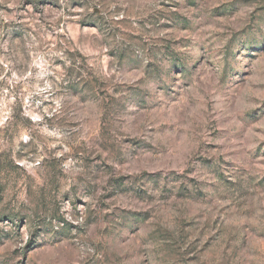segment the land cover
<instances>
[{
  "label": "rangeland",
  "instance_id": "374dc122",
  "mask_svg": "<svg viewBox=\"0 0 264 264\" xmlns=\"http://www.w3.org/2000/svg\"><path fill=\"white\" fill-rule=\"evenodd\" d=\"M0 264H264V0H0Z\"/></svg>",
  "mask_w": 264,
  "mask_h": 264
}]
</instances>
